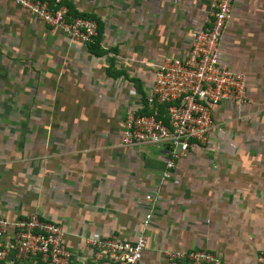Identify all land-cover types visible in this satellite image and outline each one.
<instances>
[{"label":"crops","instance_id":"0c3cea01","mask_svg":"<svg viewBox=\"0 0 264 264\" xmlns=\"http://www.w3.org/2000/svg\"><path fill=\"white\" fill-rule=\"evenodd\" d=\"M62 1L101 25L97 55L0 0V216L58 224L71 264H107L92 261L84 239L133 241L147 213L139 264H185L163 253L193 250L255 264L264 242V0H235L220 40L221 63L244 76L246 104L219 105L207 144L190 148L168 180L162 147H120L122 122L140 111L154 67L187 54L211 0Z\"/></svg>","mask_w":264,"mask_h":264},{"label":"built area","instance_id":"2783aa9c","mask_svg":"<svg viewBox=\"0 0 264 264\" xmlns=\"http://www.w3.org/2000/svg\"><path fill=\"white\" fill-rule=\"evenodd\" d=\"M47 28L83 46L97 35L93 20L71 16L62 0H7ZM235 0H211L203 28L198 30L183 58H165L154 67L151 85L140 106L124 114L120 147L145 145L165 150L163 180L193 146H205L214 127L212 113L222 104L247 102L244 76L224 66L219 47ZM144 200L154 204V199ZM150 213L145 214L133 241L116 236L84 239L94 263L139 264L146 245ZM56 223L37 214L8 219L0 216V264H71L72 254ZM169 261L185 264H222L205 250L166 251ZM264 264V242L255 258Z\"/></svg>","mask_w":264,"mask_h":264},{"label":"trees","instance_id":"16d2710c","mask_svg":"<svg viewBox=\"0 0 264 264\" xmlns=\"http://www.w3.org/2000/svg\"><path fill=\"white\" fill-rule=\"evenodd\" d=\"M40 1H47V2H51L52 0H40ZM62 4L66 6V8L68 9V12L71 16L75 17V16H78V17H81V18H87V19H91L90 17L86 16V15H81V14H77L76 12H74L70 7L67 6V4H65L63 1H62ZM93 20V19H91ZM94 21V20H93ZM95 22V21H94ZM96 24V27H97V35L96 37L93 39V41L89 44L86 45L87 49H88V52L92 55H97V47H98V41H99V37H100V34L102 32V28H101V25L96 21L95 22ZM144 99V98H143Z\"/></svg>","mask_w":264,"mask_h":264},{"label":"rangeland","instance_id":"374dc122","mask_svg":"<svg viewBox=\"0 0 264 264\" xmlns=\"http://www.w3.org/2000/svg\"><path fill=\"white\" fill-rule=\"evenodd\" d=\"M0 69H1V67H0ZM2 69H3V67H2ZM7 71H8V73H12L11 67ZM9 84H10V88H11L13 85L12 80H11V76H10V83ZM23 264H37V263L32 262V263H23Z\"/></svg>","mask_w":264,"mask_h":264}]
</instances>
